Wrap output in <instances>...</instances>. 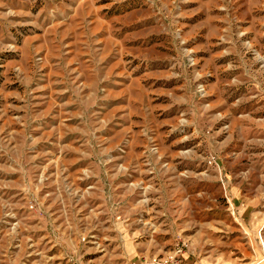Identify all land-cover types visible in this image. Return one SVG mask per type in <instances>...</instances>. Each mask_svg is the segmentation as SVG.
Here are the masks:
<instances>
[{"label":"rangeland","instance_id":"1","mask_svg":"<svg viewBox=\"0 0 264 264\" xmlns=\"http://www.w3.org/2000/svg\"><path fill=\"white\" fill-rule=\"evenodd\" d=\"M263 1L0 0V264L262 260Z\"/></svg>","mask_w":264,"mask_h":264},{"label":"built area","instance_id":"2","mask_svg":"<svg viewBox=\"0 0 264 264\" xmlns=\"http://www.w3.org/2000/svg\"><path fill=\"white\" fill-rule=\"evenodd\" d=\"M190 249L191 243L186 239H180L173 251L165 255L142 254L132 264H186L183 255Z\"/></svg>","mask_w":264,"mask_h":264},{"label":"crops","instance_id":"3","mask_svg":"<svg viewBox=\"0 0 264 264\" xmlns=\"http://www.w3.org/2000/svg\"><path fill=\"white\" fill-rule=\"evenodd\" d=\"M263 4H264V1H263ZM263 8H264V6H263ZM263 14H264V12H263ZM259 71H260L259 73H262V71H264V70L260 69ZM256 77H257V82L259 83L258 79H260V76L256 75ZM263 80H264V78H263ZM261 241H262L263 246H264L263 237H261ZM127 248L129 250L130 254L134 253L133 246L128 245ZM197 251H199V250L195 249V250H191L190 253L189 252L184 253L183 258H184V261L186 262V264H238V262H236L234 260H230L226 256H218L217 258L215 257L211 260L208 259V257L200 258V255H198V256L196 255ZM135 258H136V256L132 257V260L134 261L137 259V258L136 259ZM250 262L252 264H264V256L262 257V260H260V261L251 260Z\"/></svg>","mask_w":264,"mask_h":264}]
</instances>
